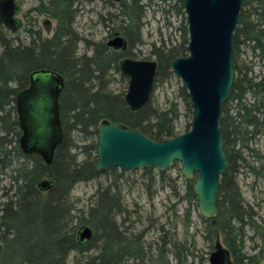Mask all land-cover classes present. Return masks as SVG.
I'll list each match as a JSON object with an SVG mask.
<instances>
[{
	"label": "trees",
	"instance_id": "trees-1",
	"mask_svg": "<svg viewBox=\"0 0 264 264\" xmlns=\"http://www.w3.org/2000/svg\"><path fill=\"white\" fill-rule=\"evenodd\" d=\"M184 2L176 0L171 6L184 16L179 43L167 44L162 39L160 46L154 45L152 50L158 62L155 90L174 77L171 61L188 54ZM77 3L78 0H40L38 8L56 19V30L51 38L39 39L36 48L31 43L20 44L0 27V176H9L11 180L9 188H4L3 195L7 198L0 203V264H194L196 259L202 261V256L195 251V236L189 234L187 224L184 236L179 238L177 220L181 216L172 224L170 232L160 227L163 234L156 244H146L145 230L135 233L126 225L128 210L122 185L127 171L110 168L100 173L95 169L97 127L103 120L123 123L155 140L169 139L181 134L177 122L182 116L192 119L188 92L180 85L179 100H170L166 107L157 104L153 93L147 105L131 110L125 101L127 88L115 92L110 87L114 74L128 83V77L119 69V61L125 56L134 57L131 48L141 42V0H130V4L124 1L119 9L117 30L129 44L124 52L112 50L104 41L92 42L78 34L74 28ZM128 10L133 14H128ZM80 44L85 47L83 53H80ZM246 44L253 56L264 60V0H243L234 39L236 78L220 119L228 166L220 179L219 215L215 223L201 218L206 223L204 239L211 251L220 236L233 264H262L264 250H257L254 245V252L245 251L246 241L254 239L248 236V228L254 229L258 237L264 232L255 226L254 214L245 203L238 181L245 166L257 177H264V162L254 166L247 163L245 156L249 153L261 160L250 143L264 135V77L256 81L253 66L239 62L241 47ZM40 68L61 74L65 81L60 95L63 139L51 165L39 155L24 153L19 143L22 132L16 95L28 86L29 74ZM190 128L191 121L185 132ZM158 175L161 181L168 182L182 178L181 175L173 178L167 171ZM144 177L152 183L156 179L152 168L144 169ZM46 180L50 188L43 190L40 184ZM93 181H99L93 202L86 210L76 211L73 189L79 183ZM183 183L184 194L177 192V195L189 205L184 213L187 220L191 207L197 209L198 199L193 191L194 181L183 178ZM84 226L93 230V237L80 242L79 231Z\"/></svg>",
	"mask_w": 264,
	"mask_h": 264
},
{
	"label": "water",
	"instance_id": "water-1",
	"mask_svg": "<svg viewBox=\"0 0 264 264\" xmlns=\"http://www.w3.org/2000/svg\"><path fill=\"white\" fill-rule=\"evenodd\" d=\"M242 4L243 0H185L188 54L172 60L170 65L186 88L193 108L190 130L155 140L123 123L103 120L97 127L95 147L98 172L110 168L121 171L152 168L165 172L180 163L181 175L194 181L199 214L215 223L219 215L220 179L228 166L220 119L235 82L234 39ZM19 22L17 0H0V26L15 31ZM107 45L123 51L128 47L126 38L119 34ZM119 69L128 77L127 105L133 111L143 108L155 90L157 60L124 57L119 61ZM64 85L61 74L40 68L31 72L29 86L16 95L21 150L41 156L47 165L52 164L63 139L60 95ZM40 187L47 190L50 182L46 180ZM92 237L89 226L80 229V242ZM209 264H233L220 236L210 253Z\"/></svg>",
	"mask_w": 264,
	"mask_h": 264
},
{
	"label": "rangeland",
	"instance_id": "rangeland-1",
	"mask_svg": "<svg viewBox=\"0 0 264 264\" xmlns=\"http://www.w3.org/2000/svg\"><path fill=\"white\" fill-rule=\"evenodd\" d=\"M21 4V14L19 18L34 5L35 0H19ZM176 0H168L166 2L162 0H142L145 5V14L143 18V25L141 28V42L132 47V54L135 58L155 60L156 56L152 53L154 45L160 46L161 40H165L167 44H177L180 41V27L184 22V16L177 14L171 6L175 4ZM107 5V6H106ZM80 8V13L76 18L74 28L79 32L81 37L92 42L107 41L109 37V29L112 28L113 22L111 21L108 12L110 5L101 0L85 1L83 5L76 4ZM83 9V10H82ZM170 9L169 12L165 10ZM186 16V14H185ZM39 23L45 26L44 22L49 21L45 18H38ZM53 25L48 26L47 32L43 31V37L50 38L53 34V30L56 27V21L53 20ZM47 25H50L48 22ZM111 26V27H110ZM53 27V28H52ZM8 36H19L24 43L29 44L31 37L28 35L13 34L6 30ZM250 47L243 45L241 47V56L239 62L245 65L253 66L254 74H264V60L258 56H253ZM85 51L83 44H80V53ZM128 83L122 79L119 74L112 76V84L110 89L119 92L128 88ZM182 85L181 80L174 74V77L162 85L158 86L154 91V98L158 102L160 107H166L168 102L173 99H178L179 86ZM179 100V99H178ZM181 112H185L184 106L181 105ZM190 118L182 116L177 122L178 131L180 133L185 132V127ZM250 147L259 152L262 157L261 160L255 155H249L245 153L248 164L254 166H260L261 162H264V135L258 136L250 143ZM181 164L176 163L174 167L167 170L168 174L175 178L180 173ZM241 173L238 177L239 185L245 198L246 205L250 208L254 214V223L257 228L264 232V177L256 176L255 173L249 171L245 166L241 169ZM153 173L156 175V179L152 182L144 177V169L136 171H127L125 176L126 180L123 183V201L127 207L128 218L126 225L132 227L135 233L145 230L146 235L144 241L146 244H156L159 236L163 234L160 231V227L165 228V232H170L172 224L176 221L178 216V234L179 238L185 234L186 224L188 226L189 234L195 236L197 247L196 253L202 256V261L199 259L194 260V264H209V252L211 251L209 244L204 239L206 234V223L202 220V216L197 209L192 206L191 216L189 219H185L184 213L189 205L186 200L181 201L177 195L180 192L184 194L185 185L183 183V176L177 181H161L157 170L153 169ZM104 178L102 182H105ZM99 181H93L90 183H79L72 191V199L76 205V211L79 209L86 210L88 206L93 202V195L96 192V188ZM11 180L9 176H0V203L4 202L7 197H4V188H9ZM13 191L10 192L12 195ZM1 213V212H0ZM248 236L254 237L253 240L248 239L246 241V252H254L252 246L257 245V250L264 249V234L260 237L254 232V229L248 228ZM173 230H175L173 228ZM221 238V237H220ZM191 241V240H190ZM189 241V243H190ZM221 241L223 242L222 238ZM188 243V244H189ZM225 245V243L223 242ZM226 246V245H225ZM134 264V263H133ZM138 264V263H135ZM264 264V260L263 263Z\"/></svg>",
	"mask_w": 264,
	"mask_h": 264
},
{
	"label": "flooded vegetation",
	"instance_id": "flooded-vegetation-1",
	"mask_svg": "<svg viewBox=\"0 0 264 264\" xmlns=\"http://www.w3.org/2000/svg\"><path fill=\"white\" fill-rule=\"evenodd\" d=\"M36 1V5H34L32 8H30L24 15H23V17L22 18H19L20 19V22L18 23V26H17V28H16V30L15 31H12V30H10V29H8V28H6L5 27V25H1L0 27H3L4 28V30H5V32H6V30H8L9 32H11V33H13V34H19V33H22V35L24 34V35H28V36H30L31 37V41H30V43L31 44H33V45H35V48L37 47V44H38V42H39V39H48V37H46V38H44L42 35H43V31L45 30L46 32H47V34H48V30L50 29H48V26H50L51 27V25H53L52 23H53V20H55L56 21V19L51 15V14H49V13H47V12H44V11H41L39 8H38V6H39V4H40V0H35ZM85 1H95V0H78V3L77 4H79L80 3V5L82 4L83 5V3H85ZM124 1H127V0H120V1H116V0H101V2H106V4H109L110 5V10H109V12H108V15H109V17H110V19H111V21L113 22V26H112V28H110L109 29V31H108V33H109V39L107 40V41H105L106 42V44H107V42L112 38V37H114V36H116V35H121V36H123V34L119 31V30H117V28H118V26H117V24H116V21H117V19H118V13H119V9H120V7H121V5H122V2H124ZM17 2H18V4H19V15L21 14V4H20V1L19 0H17ZM128 4H130V0H128ZM141 6H142V12H141V22H140V27L142 28V25H143V18H144V14H145V5L142 3V0H141ZM107 6V5H106ZM74 8H76V10H77V16L79 15V11H80V8L78 7V6H74ZM83 10V9H82ZM168 10H170V9H168ZM185 12V11H184ZM128 14H130V15H132L133 13H132V10H128ZM77 16H76V18H77ZM20 17V16H19ZM38 18H45V19H48L49 21H46V22H44V24H45V26L43 25V23H42V25L39 23V20H38ZM75 21H76V19H75ZM48 22L50 23V25H47L48 24ZM75 24V23H74ZM111 27V26H110ZM53 28V27H52ZM52 29H50L49 31H51ZM55 30H56V27L54 28V30H53V34L55 33ZM76 30V29H75ZM77 31V30H76ZM52 32V31H51ZM78 32V31H77ZM53 34H52V36H53ZM78 34H79V32H78ZM80 35V34H79ZM51 36V37H52ZM81 36V35H80ZM50 37V38H51ZM124 37V36H123ZM15 38H17L16 40H17V42H19L20 44H22V45H27L26 43H24V41L19 37V36H17V37H15ZM127 43H128V41H127ZM108 46V45H107ZM109 47V46H108ZM128 47H129V44H128ZM127 47V48H128ZM109 48H111L112 50H114L112 47H109ZM127 50V49H126ZM125 50V51H126ZM115 51H121V52H124L123 50H115ZM36 52H37V50H36ZM125 57H127V56H125ZM129 57H133V56H129ZM124 58V57H123ZM133 58H135V57H133ZM136 59H138V58H136ZM235 72V71H234ZM31 74V73H30ZM30 74H29V83H30ZM253 77L255 78V80L256 81H260V80H262L263 79V77H264V74L263 75H257V74H254V71H253ZM235 78H236V73H235ZM28 86H29V84H28ZM27 86V87H28ZM27 87H25V88H27ZM24 89V88H23ZM248 99H250V98H248ZM20 125V124H19ZM22 132V131H21ZM22 135V134H21ZM21 137V136H20ZM37 155V154H36ZM41 157V156H40ZM42 158V157H41ZM43 159V158H42ZM262 250H264V249H262Z\"/></svg>",
	"mask_w": 264,
	"mask_h": 264
}]
</instances>
